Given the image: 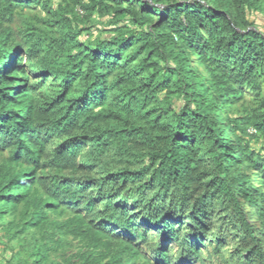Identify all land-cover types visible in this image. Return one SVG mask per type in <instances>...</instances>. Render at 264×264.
<instances>
[{
	"label": "trees",
	"instance_id": "1",
	"mask_svg": "<svg viewBox=\"0 0 264 264\" xmlns=\"http://www.w3.org/2000/svg\"><path fill=\"white\" fill-rule=\"evenodd\" d=\"M255 14L264 0H0L9 264H264Z\"/></svg>",
	"mask_w": 264,
	"mask_h": 264
},
{
	"label": "rangeland",
	"instance_id": "2",
	"mask_svg": "<svg viewBox=\"0 0 264 264\" xmlns=\"http://www.w3.org/2000/svg\"><path fill=\"white\" fill-rule=\"evenodd\" d=\"M182 2V1H181ZM258 16V22L259 24L264 25V17L260 14H255L253 16L256 17ZM99 18L96 16L94 17L93 21L97 24L99 22ZM98 28H103L102 26H97ZM97 27L94 28V37L97 36L98 34H100V31L96 30ZM98 31V32H97ZM93 39L92 36V32L90 33H85L82 37L81 40L84 42H88L91 41ZM257 102V97L251 93V92H246V98H245V102H244V106L251 109L257 106L256 104ZM253 132V131H251ZM253 146L256 148H261L263 146L262 142H258V143H253ZM4 243L5 240L3 238L2 233L0 232V264H9V262L11 261V257H12V252L9 249L4 248ZM13 245V244H12ZM76 249H72L70 251H68V256L71 255L72 253H75ZM19 258L16 259V261L13 264H18ZM208 264H219L218 260H215L214 262H209Z\"/></svg>",
	"mask_w": 264,
	"mask_h": 264
}]
</instances>
